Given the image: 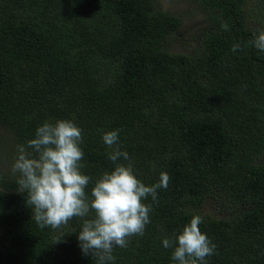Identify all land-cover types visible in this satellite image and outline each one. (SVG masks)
I'll use <instances>...</instances> for the list:
<instances>
[{
    "label": "trees",
    "instance_id": "1",
    "mask_svg": "<svg viewBox=\"0 0 264 264\" xmlns=\"http://www.w3.org/2000/svg\"><path fill=\"white\" fill-rule=\"evenodd\" d=\"M196 1L211 26L181 53L167 47L181 18L156 0H0V141L18 155L44 121L72 120L89 199L114 167L107 131L120 130L130 160L119 162L145 185L170 177L157 202L143 201L151 205L144 234L114 247L106 264H175L162 240L193 215L216 245L207 264H264V52L250 43L246 0ZM253 8L264 14V0ZM6 156L0 264H99L79 246L82 218L38 227ZM206 198L216 215L201 211Z\"/></svg>",
    "mask_w": 264,
    "mask_h": 264
},
{
    "label": "clouds",
    "instance_id": "2",
    "mask_svg": "<svg viewBox=\"0 0 264 264\" xmlns=\"http://www.w3.org/2000/svg\"><path fill=\"white\" fill-rule=\"evenodd\" d=\"M227 30L228 25H223ZM264 52V31L250 42ZM235 45L233 50H235ZM119 131L103 133L104 144L111 149L108 158L114 167L95 180L89 195L86 189L90 177L82 173L84 152L82 130L72 121L58 119L44 121L35 130V138L17 146L13 173H19L17 192H26V203L32 208V219L38 227L61 229L74 217L83 219L77 234L83 254H91L99 264L114 261V247L125 248L129 238L142 236L150 223L151 205L143 201L150 196L157 202V190L167 188L170 180L166 172L160 173L159 182L145 185L134 175L130 157L119 143ZM34 150L35 155L27 149ZM2 191V189H0ZM92 218L85 219L89 213ZM200 215H193L188 224L174 237L164 238V248H172L175 264H207V257L215 253L216 245L202 233ZM55 241L60 242L61 234Z\"/></svg>",
    "mask_w": 264,
    "mask_h": 264
},
{
    "label": "rangeland",
    "instance_id": "3",
    "mask_svg": "<svg viewBox=\"0 0 264 264\" xmlns=\"http://www.w3.org/2000/svg\"><path fill=\"white\" fill-rule=\"evenodd\" d=\"M156 4L161 8L177 14L181 18V23L176 32L168 40V49L172 52L188 53L199 45V40L202 33L210 28L205 13L200 9L196 0H156ZM254 0H246L245 24L254 33L264 31V14L262 12L253 11ZM244 9V10H245ZM11 154V167L16 160V153L14 154V147L10 140L0 141V161L7 159L6 154ZM216 207L210 198H206L201 206L203 213L216 215Z\"/></svg>",
    "mask_w": 264,
    "mask_h": 264
}]
</instances>
